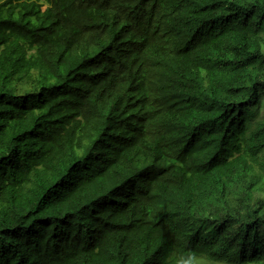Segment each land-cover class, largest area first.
Wrapping results in <instances>:
<instances>
[{
    "label": "trees",
    "instance_id": "obj_1",
    "mask_svg": "<svg viewBox=\"0 0 264 264\" xmlns=\"http://www.w3.org/2000/svg\"><path fill=\"white\" fill-rule=\"evenodd\" d=\"M200 258L264 264V0H0V264Z\"/></svg>",
    "mask_w": 264,
    "mask_h": 264
},
{
    "label": "rangeland",
    "instance_id": "obj_2",
    "mask_svg": "<svg viewBox=\"0 0 264 264\" xmlns=\"http://www.w3.org/2000/svg\"><path fill=\"white\" fill-rule=\"evenodd\" d=\"M196 264H212L211 262L204 260L203 258H200Z\"/></svg>",
    "mask_w": 264,
    "mask_h": 264
},
{
    "label": "clouds",
    "instance_id": "obj_3",
    "mask_svg": "<svg viewBox=\"0 0 264 264\" xmlns=\"http://www.w3.org/2000/svg\"><path fill=\"white\" fill-rule=\"evenodd\" d=\"M190 179V178H189Z\"/></svg>",
    "mask_w": 264,
    "mask_h": 264
}]
</instances>
